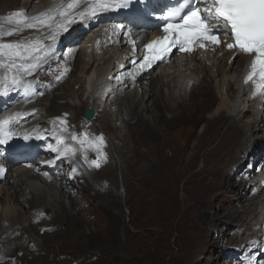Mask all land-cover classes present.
<instances>
[{
    "label": "bare ground",
    "instance_id": "1",
    "mask_svg": "<svg viewBox=\"0 0 264 264\" xmlns=\"http://www.w3.org/2000/svg\"><path fill=\"white\" fill-rule=\"evenodd\" d=\"M61 2L62 0H1L0 14L4 15L5 18L0 19V33H13L12 35H0L1 39H12L11 37H19L21 34H25L26 36L24 35L23 38L21 36V38H28L25 42L27 47L31 46L35 42H40L37 38L42 39L47 37L41 41L48 40V37L52 33L47 27H39L38 29L34 28L32 32L30 30H23L21 26L24 24H18L17 17L14 14L19 11L24 13L28 18L38 16L41 13L48 14L49 10L55 9ZM51 14L55 16L56 20L60 19L57 13ZM44 18H46V16ZM110 19L113 21H108ZM125 21L128 23L126 24ZM117 25L122 27L118 28ZM125 25L127 27H125ZM5 27H7L8 30L4 29ZM88 27L90 29H95L89 30ZM144 27L153 29L155 32H159L158 26L150 21L138 20L131 16L124 17L114 15L110 17L109 11L108 13L101 15L96 21L90 23L87 26H82L77 23L73 28L71 26L69 31H63V34L61 32L62 30H60L57 36L59 39L58 43L61 42V45L64 44V46L68 44L67 49H70L71 46L77 48L70 52L66 62L64 61L65 58L62 57L54 65L55 70L58 71L54 76L51 77V79H49L47 76L40 77L42 71L45 70V67L42 65L37 67L34 73L29 74L30 70L34 71V67L27 66V63L25 62H29L30 59L35 57V54L28 56V53L25 52V54L21 55L20 57H0V64L3 65L0 67V91H9L11 89V85H13L14 90L20 89V96L17 93L11 96L13 105L19 107L21 114H24V118L18 125L27 126L34 132L33 135L23 137L24 139H22L20 143L25 146L29 145L31 150L35 149L34 152L29 150L26 153L28 157L25 158H29V161L22 160L24 157L15 158V160H19V162L13 167L11 176L5 177L0 182V255H10V253H12L15 248L8 249V247L9 245L14 244L23 249L24 256H31V258L26 261H23L22 257L17 256V264H28V262L38 264L40 262V258H43L45 261L48 260L50 257V252H54V250H51L48 244L44 243L45 239L43 241L36 235L35 229L38 226L40 227L44 225V221H48V219L53 221L58 216H61L54 211L64 210V220H75V217L79 216L77 213H73L71 211L72 208H70V205H73L78 201L75 192H79L78 183H80V180H86L87 185L95 189L93 194L94 197L100 195L97 189L99 181L94 170L95 164L93 166L89 164L90 162L85 160L87 156L85 149L86 147L84 145L85 141H83L81 138L83 136H79L82 131L76 130L73 132V129L68 127L70 123H75L79 119L80 111L77 109L79 105L80 108L82 105L81 103L78 104V102H76L73 98L78 97L79 101L81 100L80 96L76 95L72 97V104H70V100L67 102L63 101V103H61L64 104L66 109L73 110V116L66 118V116L61 115L62 112L59 111L60 103H56V99L63 97L67 90L62 88L61 91H56L54 93L51 92L52 89L56 88L55 86L59 83L58 79L60 78L58 75L63 72L58 69L59 63L62 64L63 68H65V72L68 74L70 70H73V74H76L77 71H80V73H78V77L75 78V80L67 81L71 82L70 86L72 87L78 86L79 80H82L81 77L84 74L86 75H84V90L87 93L85 100L87 104H85V106L88 105V107H96L95 110H97L95 111V115L98 113V109H100V106L96 103V101L101 98V96H103V98L100 99L102 108L104 105H107L109 101H111L112 105L114 102L117 103L119 108V112L117 114L118 116L116 118L118 124L117 127L114 128L119 127L124 129L125 127V130H127L126 133L120 136L122 141L127 140V142H129L131 136L139 132V125L136 124L137 122L140 124L143 122L146 130H149L154 137H160V129H156L158 124L161 122V119H159V116L156 112L159 102H167L168 106L176 107V110L170 115V117H173V115H176L177 113V117L184 118L186 121L194 122L196 118L200 119L201 116L198 115L197 117H194L196 114L192 115L186 113L187 110L185 105L188 101L197 103L201 110L200 112L207 111L206 113L208 114L205 116L206 119L204 120V124L200 126L201 130L198 132V135L196 134L198 141L193 143V146L190 149L191 152L197 153V151H202L206 148V146H208L206 143L212 141H214L213 146H210L207 149V151L210 153L217 151L222 152L220 150L222 147L226 149L232 148L235 144V141L239 142V144L244 143L247 145H245L246 147L240 150V156L229 161L227 164L225 160L222 162L223 164H220L219 167L216 168L219 169L217 173L219 175L215 176H218L219 179H216L214 174L211 175V173V177H208V179L211 180L209 181V186L213 185L214 188L219 186V190L221 189L220 202L222 201L221 203H223V201L228 200L225 195L230 192L234 185L232 183L229 184L226 182V180L229 182L232 179V173H229V169L227 168L228 165L229 167L230 165H234L237 168L246 169L244 170L246 173L244 175L242 174V177L246 178L244 180L242 179V181H239V184H244L241 185L243 193L246 186H248V183L251 187L250 191L258 185L257 180L253 181L251 177L247 178L248 176H246L247 173L256 172L258 169H260L259 165H257V169L252 171V167L249 162L255 160L260 161L264 157V118H262L264 117V94L260 96V98H258V96L250 98V83H245L243 81V76L246 73L247 67L251 62L252 57L243 53H238L232 49H228L226 44L231 43V41L228 39V37L224 36L225 38L223 40L220 39L221 43L218 46L206 44V46H209V50L206 53H186L183 54L182 58H179L174 54L168 63H160L159 66L156 67L157 70H155L156 68H153L152 72L150 73L153 74L155 72L153 75L142 74L141 77L139 76L140 79H138L139 77H136L133 79L128 78L121 81H113L109 76L110 74L114 75L118 69V66L122 65L120 64V59L125 60L124 63L128 64L130 57L136 55L134 47L141 41L138 39H141L147 35V33H141L144 30ZM86 30H89L90 32L89 34H85L86 40L84 43H82L81 48L78 46L77 40L82 33L84 34ZM125 31L131 32V40L128 39ZM153 35L154 32H150L147 37L151 38ZM68 38L70 39V42L74 41L75 46H70L69 43L65 41ZM12 43H21L24 45L22 42L14 41ZM42 44L47 47V51L44 53L45 55H48L49 52L54 51L55 49L52 44L48 45L44 44V42H42ZM53 45H55V43H53ZM106 46H112L114 47V50L111 49L112 51H104L102 48ZM79 48L81 49V53L76 54ZM100 49H102V52ZM20 51L23 53L24 48L22 47ZM83 52H85V54H82ZM56 54L54 55L55 57H57ZM26 55L28 56L27 58L24 57ZM87 56L92 58V62L89 58H86ZM72 57L74 58L72 59ZM235 57H239V60L237 59V64H235ZM88 59L90 62L87 61ZM54 61L55 59L49 61L48 65ZM13 62H15V64H13ZM73 64H75V68H72ZM80 74L83 75L81 76ZM5 77H7V80H5ZM13 77H15V79L18 81L17 84H12ZM67 77L68 75L66 78ZM146 77H148L149 80H147ZM49 85H52V87ZM33 88H36V90H32ZM50 94L51 96H49ZM37 97H39V100L36 99ZM11 99L8 98L6 102H3L0 98V109H11ZM258 110L262 112V117L257 123L258 118H255V116L257 117ZM249 114H254L252 119H244V117H247ZM232 115L235 117L233 119V124L229 125V127H225V131L220 132V127L225 124L224 119H227ZM121 116L122 118H120ZM94 117L92 116L87 120H91ZM129 117L131 119L135 118L134 120L136 121H127ZM253 122H256L257 127H259H256L258 130L257 134L259 136L256 134V136L253 138L251 135L253 139L249 142L247 131L248 127H250ZM181 125L182 124H179V126ZM181 132L183 133V130H181ZM110 137L111 136H109V139ZM204 137L205 140L203 143L199 144V141ZM16 138H19V135H16ZM225 138L226 142H224L223 145H220ZM161 141L164 144L167 143V145L164 147V150H173L175 148L178 149L176 154L183 153L185 149H188V147L185 145L183 148L178 146L180 142L178 134H172V136L167 140L163 139ZM118 145L119 144H117V146L114 145L113 148L117 153L119 152V154L122 155L120 146ZM127 148H130L128 149V152L132 154L133 148L129 146H127ZM39 149H41V151ZM111 152L113 151L110 150V153ZM232 152L237 153L238 150L233 149ZM244 152H247V154H244ZM261 155H263L262 158L259 157ZM49 158L53 159L52 164L55 166L54 168L49 165H42V162L49 160ZM119 161L120 157L118 160H116V163ZM245 161L248 162L246 165H244ZM105 163L106 160L103 161V164L101 162L100 168L105 167V171H108L107 174L112 173V171L115 169H113V164H106V166L103 167ZM35 165L39 166L41 174L43 172L46 173L47 178L43 175L36 174V171H33L32 167ZM90 166L92 167L93 171H91ZM185 166L186 165H184V168L187 167ZM58 170L61 176H57ZM92 172L94 175V180H92L90 176ZM67 181H73V188L75 189V192L69 190V188L66 189ZM118 193L122 194L121 191H118ZM244 195L241 194L237 198L236 202L242 204L241 206L243 207V210L240 212L235 208L232 210L226 208L225 215L244 223L245 228L253 229L255 225L264 223V204L262 203L263 201H259L260 196H258V193L254 194L255 196L253 197H247L245 193ZM244 201L245 203H243ZM103 205L110 210L109 202H106ZM202 205L210 206L207 203H203ZM228 206L230 207V205ZM46 208L51 210L49 215L44 214L45 216L43 215L40 220L35 223L33 219L38 217L40 212ZM213 217L214 216L211 214V217L206 219L209 222L205 224L210 225ZM83 220L84 219L80 218L77 219L76 224L81 223V225H83ZM27 222L28 224H26ZM24 223L26 226H23ZM26 228H28V230ZM212 230L216 231L217 229L213 228ZM61 232L64 233L65 231ZM246 232V235L244 237L242 236L244 240H248L249 238L250 231ZM259 233L260 230H256V232L250 235L255 236V238L258 239ZM92 234L96 237L95 232ZM58 236L60 237L61 233H58ZM242 237L240 236L241 240ZM28 238H30V240H37L35 248H29V246L25 245V241ZM218 238L223 239L224 236L218 235ZM241 240L239 239L238 241H235L233 239V242H235V245L240 246L243 243ZM57 244L58 243H56V245ZM34 251H37V254H34ZM260 252V260L258 263H263L264 250L260 249ZM67 258L69 259V257L66 256V259ZM59 261H61L60 263L62 264H65L66 262V260ZM9 263L5 261V264Z\"/></svg>",
    "mask_w": 264,
    "mask_h": 264
},
{
    "label": "rangeland",
    "instance_id": "2",
    "mask_svg": "<svg viewBox=\"0 0 264 264\" xmlns=\"http://www.w3.org/2000/svg\"><path fill=\"white\" fill-rule=\"evenodd\" d=\"M4 18V15L0 14V19ZM108 21L113 20L110 19ZM74 26H72V28ZM21 28L26 31L30 30L31 32L34 30V28H27L25 25H22ZM4 29L8 30L7 27ZM88 29L94 30L95 28L90 29L88 27ZM61 30L63 34V29ZM89 30H86L84 34L82 33L77 40V44L81 48L82 43L86 40L85 34H89ZM24 35L25 34H21L22 38ZM21 36L14 38L11 37L13 39L11 40L24 41L25 39H22ZM37 39L40 43L44 42V44H48L49 41H52L50 39L46 41H41V38ZM69 40L70 39L68 38L65 41H67L70 46H75L74 41L70 42ZM58 41L59 39L57 38L55 42H51L55 49L54 51L49 52L48 55L42 53V57H37L36 59L32 58L29 62H25L27 63V66L34 67V71L30 70L29 74L34 73L36 68L41 65L45 67V70L42 71L40 77L47 76L51 79V77L56 74L58 70H55L54 65L62 57L65 58L64 61L66 62L70 52L77 48L71 46L70 49H67L68 44H66L65 47L64 44L61 45V42L58 43ZM0 43L5 42L0 40ZM53 43H55L56 46L53 45ZM21 45L27 47L25 44ZM111 47L112 46H106L102 49L104 51L114 50V47ZM102 49H100L101 52ZM25 52L26 51H24L22 55L25 54ZM79 53H81L80 48L76 54ZM55 54L57 57L54 56ZM82 54H85V52ZM28 56L26 55L24 57L27 58ZM73 58L74 57H72V59ZM86 58H89V56ZM235 58V64H237V59L239 60V57ZM53 59H55V61L48 65V62ZM89 59L92 62V58ZM89 59L87 61H89ZM13 64H15V62H13ZM58 65V69L63 72L58 75L60 78L58 79L59 83L51 92L54 93L56 91H61L62 88L67 90L63 97L56 99V103H60L59 111L62 112L61 115L66 116V118L69 116L72 117L74 113H72L73 110L66 109L64 104L61 103L70 100V104H72L73 100L71 98L76 95L80 96L81 100L79 101L78 97L73 98L78 104L81 103L82 105L81 108L79 105L77 109L80 111L79 119L75 123H70L68 127L73 129V132L76 130L82 131L79 136H83L81 138L85 141L84 145L87 152L85 160L90 162L89 164L93 166V161H96V163L99 164V167L95 166L94 170L99 181L97 189L100 195L94 197L93 194L95 189L89 187L86 180H80L81 184L78 183L79 192L74 191L73 181H67L66 189L69 188V190L75 192L76 198L78 199L75 204L70 205V208H72L71 211L77 213L79 216L75 217V220H64V210L54 211L61 216H58L53 220L54 222L49 219L48 221H44V232H41V226H38L39 228L37 227L35 229L36 235L43 241L45 239L44 243L48 244L51 250H54V252H50L48 260L45 261L43 258H40L38 264H62L59 260H66L65 264H232L231 262L229 263L228 259H225L228 254H222L223 246L228 243L235 245L233 239L235 241H238L239 239L241 240L240 236L244 237L247 233L246 231H250V234H252L256 232V230L247 229L245 228L244 223L226 216L225 210L226 208L229 210L235 208L241 212L243 207L241 206V203H236L237 198L241 194L244 195V193L247 197H253L250 195L251 187L250 185L246 186L243 193L241 185L244 184H239L242 169L237 168L234 165H230V167L228 165L227 168L229 169V173H232V179L229 182L226 180V182L234 185L230 192L225 195L228 200L221 203V189L219 190V186L216 188H214L213 185L209 186V181L211 180H209L208 177H211V173V175L214 174L216 179H219L218 176H215L219 175L217 174L219 169L216 168H218L220 164H223L222 162L225 160L227 164L229 161L240 156V150L247 145L244 143L239 144V142L235 141L232 148L226 149L222 147L220 148L222 152L217 151L210 153L207 149L208 147L213 146L214 141H212L206 143L208 146L205 145L206 148L202 151H197V153L191 152L190 149L193 146V143L198 141L197 135L201 130L200 126L204 124V120L206 119L205 116L208 114L206 113L207 111L200 112L199 105L193 101L186 102L185 108L187 110L186 113L192 115L196 114L194 117H197L198 115L201 116L200 119L196 118L195 122L179 118L176 116L177 113L176 115H173V117H170V115L176 110V107L168 106L167 102H159V105L157 103L158 107L156 112L159 119H161V122L156 129H160V137H154L149 130H146L143 122H141V124L137 122L136 124L139 125V132L132 135L129 142H127V140L122 141L120 136L126 133L127 130H125V127L124 129L119 127L114 128L117 127L118 124L116 119L119 112L117 103L114 102L112 105L111 101H109L107 105H104L102 108L100 99H102L103 96H101V98L96 101L100 106L98 113L95 115L97 109L95 110L96 107H92L94 109L93 117H95L91 120H87L85 117V109L88 107V105L85 106V104H87L85 101L87 93L84 90L85 74H80L83 76L81 77L82 80H79V85L72 87L70 86L71 82L67 81L75 80L80 71L73 74V70H70L68 74L65 72V68H63L61 63ZM74 65L75 64L72 65V68H75ZM67 75L68 77L66 78ZM146 78L149 80L148 77ZM49 86L52 87V85ZM49 96H51V94ZM39 97L36 99L39 100ZM248 116L244 117V119H252L254 114H249ZM120 118H122V116ZM234 118L235 117L232 115L227 119H224L225 124L220 127V132L225 131V127L232 125ZM134 119L129 117L127 121H136ZM179 124L182 125L179 126ZM257 128L256 122H253L250 127H248L247 135L249 142L256 136L258 132ZM181 130H183L185 135ZM172 134H178V138L180 139L178 146L180 148H183L184 145L188 147L183 153L176 154V151L178 150L176 148L173 150H164L167 143L164 144L161 140H167ZM109 136H111L110 139ZM204 140L205 137L199 141V144H202ZM225 140L226 138L223 139L220 145H223V143L226 142ZM115 143L119 144L118 146H120L122 155L119 154V152L117 153L113 148L114 145L117 146ZM127 146L133 148L132 154L128 152V149L130 148H127ZM233 149H237L238 152L233 153ZM110 150L113 152L110 153ZM244 154H247V152H244ZM119 157L120 161L116 163V160H118ZM105 160L106 163L103 167L106 166V164H113V169L115 168L110 174H107L108 171H105V167L100 168L101 162L103 164V161ZM263 160L264 158L261 159V161ZM247 163L248 162L245 161L244 165ZM184 165L187 167L185 166L186 168H184ZM12 171L13 167L10 168L9 176ZM91 171H93L92 167ZM59 173L58 170L57 176H61ZM90 176L91 179L94 180L93 172ZM204 180L207 181L205 182ZM104 191L107 194H105ZM118 191H121L122 194L118 193ZM106 202L110 203V210L103 205ZM203 203H207L210 206L202 205ZM243 203H245V201ZM228 205H230V207ZM47 208L43 210L44 212H41L42 215H49L51 210ZM203 211H208L209 216H204ZM211 214L214 216L212 222L210 225L205 224L209 222L206 219L210 218ZM79 218L84 219L83 225H81V223H77L78 225L76 224L77 219ZM34 221L37 222L36 218ZM24 224L23 226H26L28 222L25 225ZM213 228H216L217 230H212ZM26 229L28 230V228ZM240 230H243L242 234L240 233ZM61 231L65 232L62 233ZM93 232L96 233V237L93 236ZM58 233H61L60 237L58 236ZM218 235L224 236V238L219 239ZM243 237L241 241L246 242L245 244H249L248 240H244ZM36 241V239L30 240V238H28L25 241V245L29 246V248H35ZM56 243L58 244L56 245ZM235 247L240 246L236 245ZM11 248L15 249L10 255H0L1 264H5V261L7 263L10 262L9 264H17V256L22 257L23 261L31 258L30 255L24 256V251L20 247L11 244L8 249ZM34 252V254H37V251ZM230 252L233 254L231 250ZM66 256L69 257V259H66ZM28 264L34 263L28 262ZM238 264H241V262L239 261ZM259 264H264V262Z\"/></svg>",
    "mask_w": 264,
    "mask_h": 264
},
{
    "label": "snow or ice",
    "instance_id": "3",
    "mask_svg": "<svg viewBox=\"0 0 264 264\" xmlns=\"http://www.w3.org/2000/svg\"><path fill=\"white\" fill-rule=\"evenodd\" d=\"M127 5L128 0H62L48 14L41 13L28 18L18 11L14 15L18 24H24L28 28L47 27L52 33L48 39L55 42L61 29L67 32L77 23L87 26L101 15ZM51 13H57L60 19L56 20ZM161 19L166 21L163 26L166 35L162 40L145 45L151 52V55L144 57L145 67L150 68L157 61H163L173 48L191 53L194 46L204 49L206 42L218 46L221 43L219 37L226 36L232 41L226 44L228 49L252 57L245 83L252 82L253 96L257 94V90L264 92V0H200L199 3L196 0H176L175 5L162 13ZM22 47L30 56L47 51V47L39 42L28 47L18 43H0V57H20ZM116 79L119 80L120 77L117 76ZM17 83L13 77L12 84ZM13 123L11 118L0 120V144L7 143V139L3 137ZM92 163L99 167L96 161ZM3 172L4 168L0 166V174Z\"/></svg>",
    "mask_w": 264,
    "mask_h": 264
},
{
    "label": "clouds",
    "instance_id": "4",
    "mask_svg": "<svg viewBox=\"0 0 264 264\" xmlns=\"http://www.w3.org/2000/svg\"><path fill=\"white\" fill-rule=\"evenodd\" d=\"M259 157H263V155L262 156H259ZM264 158V157H263ZM262 158V159H263ZM261 163V160L260 161H257V160H255V161H251V162H249V164L251 165V166H253V167H256L257 165H259ZM44 176V175H43ZM47 178V177H46ZM248 185H250L249 183H248ZM257 187V186H256ZM256 187H254L253 189H255ZM253 189L250 191V195L251 196H255L254 194H257L258 193V196H260V199H259V201H263L262 203L264 204V186L263 187H260L257 191H255L253 194H252V191H253ZM204 212V211H203ZM208 212V211H207ZM46 213H47V211H46ZM209 213V212H208ZM43 215L41 214V212H40V214H39V216L38 217H36V220L37 221H39L40 220V218L42 217ZM205 216V215H204ZM35 219V218H34ZM34 219H33V221H34ZM35 222V221H34ZM35 223H37V222H35ZM253 229L254 230H260V233H259V235H258V239H256V241H257V243H256V246L255 247H258L259 246V244H261V245H263L264 246V244H262V242H263V240H264V223H259L258 225H255L254 227H253ZM40 230H41V232H44V226L42 225L41 226V228H40ZM252 237H255V236H252ZM260 242V243H259ZM246 242H243L241 245H240V247H235L236 245H231L232 243H228V244H226V245H224L223 247V253L222 254H224V255H227V258H225V259H228L229 260V263L231 262L232 264H238V262L240 261V260H238L237 259V257H240V256H242V254H243V252H244V247L247 245V244H245ZM250 243V242H249ZM233 249V250H232ZM230 250H232V252H233V254L230 252ZM254 259V261H249L247 264H257L258 263V261L260 260V255L259 256H257L256 257V259L255 258H253ZM1 264V263H0ZM259 264V263H258Z\"/></svg>",
    "mask_w": 264,
    "mask_h": 264
},
{
    "label": "water",
    "instance_id": "5",
    "mask_svg": "<svg viewBox=\"0 0 264 264\" xmlns=\"http://www.w3.org/2000/svg\"><path fill=\"white\" fill-rule=\"evenodd\" d=\"M93 114H94V109L91 108V107H86V109H85V117H86L87 119H89V118H91V117L93 116ZM203 214H204L206 217L209 216V213H208L207 211H204Z\"/></svg>",
    "mask_w": 264,
    "mask_h": 264
}]
</instances>
